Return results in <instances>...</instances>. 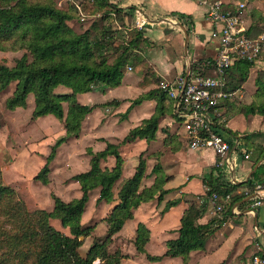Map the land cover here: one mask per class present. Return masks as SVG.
Returning a JSON list of instances; mask_svg holds the SVG:
<instances>
[{
    "label": "trees",
    "instance_id": "obj_1",
    "mask_svg": "<svg viewBox=\"0 0 264 264\" xmlns=\"http://www.w3.org/2000/svg\"><path fill=\"white\" fill-rule=\"evenodd\" d=\"M249 1L247 0V4ZM92 2L96 11H102L101 19L109 21L106 25L93 21L89 27L78 32L69 24L78 13L74 6L60 9L56 7L55 0H0V51L18 54L22 51L13 60V65L0 63V90L14 83L11 95L5 100V107L8 110L25 108L27 97L32 94L34 108L31 119L52 114L63 124L65 130V135L59 137L50 147L45 164L33 177L43 185L49 182V163L54 159L57 148L68 138L79 135L84 117L95 107L119 104V101L113 100L100 105H84L77 101L76 94L91 91L95 86L102 90L119 86L125 66L140 59L132 53L133 50L148 41L144 35V27L137 29L129 26V33L124 31L123 38L126 39L117 45L115 55H108L107 49L112 44L114 35L122 36V31H112L109 26L119 19L122 25L125 19L133 22L135 7L121 8L109 0ZM229 7L230 10H235L234 6ZM179 16L185 18L182 19L184 23L187 17L182 14ZM260 19L263 20L264 17ZM261 20L252 21L246 31L248 36L254 37L262 32ZM186 29L189 33L192 27L188 26ZM251 64L248 61H238L231 67L234 71L228 79L226 76L229 92L234 93L240 88ZM261 78L264 79V73H258L256 77L257 91L249 105H236L232 98L221 102L226 114L233 115L243 111L246 114H264V81ZM150 98L156 100L155 112L129 129L120 142H106L105 148L97 152L86 150L90 156L89 169L70 178L80 185V197L64 201L51 194V211L42 208L29 209L16 190L4 184L0 178V264H122L126 255L118 249L109 251L113 235L133 217L137 206L155 198L160 201L167 193L162 187L166 177L159 165L151 170L155 174L152 185L140 189L146 168V161L141 155L134 174L116 185L121 177L123 163L119 153L120 145L138 138L147 141L154 139L159 118L165 112L163 102L170 99L158 87L131 100L124 115L131 107ZM64 103L67 105L66 110ZM228 133L236 134L232 130H228ZM109 155L115 158V165L111 169H102L100 161ZM250 158L253 165L259 161L261 163L246 182L218 183L212 177L204 181L207 186L205 195L198 197L199 200L191 202L185 209L180 218L178 236L166 241L163 255L152 256L146 252L145 245L150 231L143 223H137L133 240L136 251L144 254L150 262L159 261L163 257H180L186 263L190 251L202 249L208 236L224 220L212 218L203 224L197 222L207 208V197L213 192L220 195L230 194L231 206L254 194L257 184H264V152L254 149ZM238 188L245 191L241 189L236 192ZM94 189H99L97 200L115 202L102 218L106 225L102 236H93L95 224L84 225L81 222L90 193ZM178 202L179 199L168 200L161 213ZM51 219H58L61 226L68 229V234L55 228ZM87 237H91L92 241L85 254H82L80 249Z\"/></svg>",
    "mask_w": 264,
    "mask_h": 264
},
{
    "label": "crops",
    "instance_id": "obj_2",
    "mask_svg": "<svg viewBox=\"0 0 264 264\" xmlns=\"http://www.w3.org/2000/svg\"><path fill=\"white\" fill-rule=\"evenodd\" d=\"M159 1H111L118 4L121 8L134 6L135 9L143 11L142 7H147L150 12L143 15L149 22L155 21L158 25L164 24L161 22L163 18L171 20L172 22L168 23L167 27V30L170 32H164L162 34L163 38L165 37L162 40L166 42V45L159 46V48L148 47L149 51L147 50L146 54L137 48L134 49L133 51L140 58L138 60L139 64L136 65L134 71H132V67L125 66L119 86L105 88L103 90L101 87L95 86L91 91L76 94L77 101L84 105H100L113 100L119 101V104L95 107L82 120L79 135L77 137H70L60 144L54 159L49 163V182L44 185L46 186L45 193L48 195V198H51V201L48 199L37 201L35 199V204L38 203L36 207L42 208V203L46 202L49 207L48 211H51L53 208L51 194H55L64 201L80 197V185L76 181L71 180L74 188L72 194L70 191H65L61 186L58 187L60 189V192H58L56 185H53L55 184V180L58 183L62 179H66L67 177L71 178V176L77 173L87 171L90 167V156L86 153L87 149H90L92 152H97L105 148L106 142L114 144L120 142L129 129L139 125L143 119L149 118L156 110V100L150 98L131 107L129 112L124 115L130 106L131 100L150 90L158 89L162 81L173 80L187 67L188 63L202 58H210L215 55V50L218 45L219 26L214 25L205 18L204 7L199 6L192 0H162L163 4L160 7L162 14H159V17L155 19L158 13H155V5ZM259 1L264 2V0H250V8L255 7L256 2ZM231 2L232 4L234 3L233 0ZM179 14L187 17L184 23L182 21L185 18H181ZM147 17H151V19ZM246 17L248 29L254 19L250 15ZM196 21L202 27L199 31H196ZM175 23H180L184 28L191 26L192 30L188 35H194L193 39H197L198 43L196 41L190 42V38L188 37L187 44L185 45V35L179 26H174L176 25ZM260 26L263 27V31L264 21L263 23L261 22ZM144 35L148 38L147 43L150 44L152 37H148V33ZM233 71L234 69H229V72L226 73L227 79ZM258 73H264V54L257 63L251 64L247 68L245 80L241 83L240 88L234 92L235 98L233 102L236 105L247 106L252 102L254 94L257 91L256 77ZM233 76H236V74H233ZM250 76L253 77V81L247 87L246 82ZM261 79L264 81L263 78ZM135 87L138 88L134 92L136 96L135 94H130ZM125 93H128L129 96ZM32 100L33 104L30 102ZM163 105L165 112L159 118L158 129L154 139L147 141L138 138L132 142H126L120 145L119 153L123 163L121 177L116 185L121 180L129 178L134 174L141 155L146 161V168L144 177L141 180L140 189L152 185L155 174H152L151 170L155 165H159L162 173L166 177L162 187L164 190H167V193L163 195L160 201L155 198L137 206L133 211V217L127 220L122 228L113 235L109 251L113 252L118 249L122 254L126 255L122 259V264H199L205 261V264H249L250 258L257 250V247L260 248V251L264 247L262 237V228L264 225V184L256 185L261 187L258 193L261 195L258 205L254 204L257 200L255 196L256 192L244 198L242 201L233 203L231 206L230 195L229 201L225 204V211H222L223 213H216L208 200L209 196L207 197V208L197 222L203 224L212 218H223L224 220L208 236L202 249L190 251L189 259L186 263L180 257H163L159 261L150 262L144 254L136 251L133 240L136 236L137 223H143L150 231L149 240L145 245L146 252L152 256H161L166 251V241L175 239L178 236L180 218L185 209L191 202L199 200L198 197L205 195L207 186L204 181H208V178L212 177L218 183H243L251 177L261 163L259 161L253 165L250 157L249 159H243L242 156L237 154L234 157L236 160L233 169H227L226 167L217 168L215 166L216 156L212 149L192 150L185 145L184 131L179 132L175 126L179 120L173 114L172 100H166L163 102ZM63 106L66 109L67 105L63 104ZM32 107L34 108V99L33 95L29 94L25 109L30 108V118L26 125L50 120L58 127L62 126L63 134L60 136L56 134L54 136V134H47L44 130L40 129L39 134L34 137L32 135L30 136V134L25 135L20 130L12 134L13 137L11 139L9 138L4 143L0 142V178L4 184L14 188L18 194L23 193V183H31V187L32 183L39 182L34 180L33 177L45 164L50 147L59 137L65 135L63 124L52 114L31 119ZM21 109V107H17L15 110H12L14 113L9 112L6 118L10 120ZM215 122L219 130L227 137L238 138L250 156L254 149L264 152V114H246L243 111L230 115L226 114L225 108L219 105L216 111ZM24 129H27V127ZM228 130H232L236 134H230ZM50 137L52 138L50 139ZM44 140H46V145L49 147L46 152H40L34 146L28 148L29 143L35 142L39 146V142ZM64 145L66 146L65 148ZM22 146L26 148L23 152L20 150ZM4 152L8 154H4ZM33 154L41 156L43 160H40L38 166L28 175L24 165L26 163L25 159L27 156L31 157ZM78 159L82 163L83 168L81 170L76 169L75 166L74 168H70L73 160L76 164V160ZM114 165L115 158L111 155L100 161V167L102 169H111ZM10 169L13 170L10 171L13 175L7 172ZM70 169H73V172L67 174V171ZM50 186L55 190L54 192H51ZM241 189L243 188H238L236 192ZM243 190L245 191V189ZM98 197L99 189H94L90 193L85 212L81 219L84 225L95 224L93 236L104 235L106 225L102 221V218L107 215L115 204V202L107 203L104 200H97ZM24 198L28 201L26 197ZM173 199H179L178 204L161 213L165 203ZM87 209H89V213L93 211L94 214L98 210L103 211L104 215H100L94 221L89 222L93 216L92 213L89 217L86 216ZM57 229L61 230L58 227ZM88 238L90 239V243L87 242ZM91 241L92 238L87 237L84 241L85 246L91 244Z\"/></svg>",
    "mask_w": 264,
    "mask_h": 264
},
{
    "label": "built area",
    "instance_id": "obj_3",
    "mask_svg": "<svg viewBox=\"0 0 264 264\" xmlns=\"http://www.w3.org/2000/svg\"><path fill=\"white\" fill-rule=\"evenodd\" d=\"M192 1L205 8L208 21L219 26L216 53L213 57L188 63L173 80L162 81L159 88L172 100L174 114L183 126L187 148H210L216 156L217 168L233 169L235 155L239 154L243 159H249L250 155L238 138L227 137L219 130L215 122L216 111L221 102L233 96L227 90V71L238 61L257 63L264 54V30L254 37L246 34L247 0H235L233 4L231 0ZM230 4L235 7L234 11L230 10ZM161 22L172 21L162 19ZM145 24L150 22L140 9H135L133 26L142 29ZM260 189L256 186V194ZM229 199L230 194L221 196L216 192L208 197L216 213L224 210ZM259 203L260 199H257L254 204ZM262 237L264 241V225ZM249 264H264V247L261 251L257 247Z\"/></svg>",
    "mask_w": 264,
    "mask_h": 264
},
{
    "label": "rangeland",
    "instance_id": "obj_4",
    "mask_svg": "<svg viewBox=\"0 0 264 264\" xmlns=\"http://www.w3.org/2000/svg\"><path fill=\"white\" fill-rule=\"evenodd\" d=\"M109 1H112V0H109ZM55 2H56V7L60 8V9H67L71 6H74L76 8L78 13L69 22V24L78 32H81L85 28L89 27L93 21L94 22L97 21L100 25H106L107 22L109 21L108 19H106V20L101 19L102 11H99V10L96 11L95 10L92 0H55ZM162 4H163L162 0H160L155 5V13L158 12L155 19L159 17V14H162V11L160 10L161 9L160 7L162 6ZM250 7H251V4L249 1V3L247 4V13H246L248 16L250 15L254 20H258V19L261 20L260 17H264V2L263 1L256 2L255 7H253V8H250ZM142 10H143L142 12L144 15L148 14L150 12V11H148L147 7H142ZM152 13H154V12H152ZM147 18L151 19V17H147ZM263 21H264V19H263ZM263 21L261 20L260 22L263 23ZM162 23H164V24L158 25L155 23V21H151L150 24H145V26L143 28L144 33L145 34L148 33V37H152V41H150V44H148L147 42L141 43L137 48L139 51H141V52L144 51L146 54L148 47H150V48L158 47L159 48V46L166 45V42H163V40H162L165 38V37L163 38L162 34L164 32L168 33L170 31L167 30L168 24H165V22H162ZM129 26H133V22H131V19L129 21H127V19H125L123 25L121 24L120 19H119L109 26V28H111L112 31H114L115 29L122 31V36L120 34L116 35V36L114 35L113 42L109 46V49H107L108 55H115V49H116L117 45H119L120 41L126 39V38H123V36L125 34L124 31H126L127 34L129 33V31L127 30V27H129ZM195 27H196V31H199L202 29V27L198 23V21L195 22ZM262 29H263V27H262ZM160 36H162V37H160ZM193 36L194 35H189L190 42L196 41L198 43V40L197 39L194 40ZM199 40H200V38H199ZM190 46H192V44H190ZM20 53H22V51H20L19 54L0 51V63L11 66V65H13V62H14L13 60L16 58V55H20ZM132 53L137 55V53H135L134 51ZM138 64H139V62L135 60L134 62L128 63L127 65L132 67V71H134L136 65H138ZM252 81H253V77L250 76L246 82V86L248 87L249 85H251ZM13 88H14V83H11L6 89L0 90V142L1 143H4L9 138L11 139V137H13L12 134H14L20 130L22 131L23 134H25V135L30 134V136L32 135L34 137L37 134H39L40 129L44 130V132H46L47 134H49V133L54 134V136H56V134H59L58 136L63 134L62 126L58 127L56 124H54L50 120H45V121H42L40 123L26 125L27 121L30 118V108H27V109L22 108L19 112H17L16 115H14L13 118H10V120H8L6 118L8 116V113L9 112L14 113V111L6 109L5 100L8 96L11 95ZM137 89H138L137 87L133 88V91L130 94L131 95L135 94V96H136V93H134V92L137 91ZM125 94H127V96H129L128 93H125ZM234 98H235V94L233 93L232 99H234ZM30 102L32 103L33 100ZM175 126L178 128L179 132L183 131V126H182L180 121H178L177 124H175ZM25 127H27V129H24ZM51 138L52 137H50V139ZM39 143H40L39 146L35 142L29 143L28 148H32V146H34V147L38 148V150L40 152H46L49 149V147L46 145V140L41 141ZM65 147L66 146L64 145V148ZM20 150H21V152H23L26 150V148L22 146ZM6 153L7 152H4V154H6ZM24 156H27V155H24ZM40 160H43V159L41 158V156L36 155V154H33L31 157H29V156L26 157V159H25L26 163L24 165H25L26 173L28 175L30 174L31 171L34 170V168H36L38 166V164L40 163ZM71 164L72 165L70 166V168H74V166L78 170H81L83 168V165L79 159L76 160V164H75L74 160ZM10 171H13V170L10 169L7 172L12 173ZM71 172H73V169L72 170L70 169L69 171H67V174H70ZM12 175H13V173H12ZM12 179H13V177H12ZM30 185H31V183H23V193H21V194L19 193V196L25 201V203L29 209L38 208V207H36V206H38V203L35 204L36 202H34L35 199L37 201H41L43 199H48L49 201H51V198H48V195H46V193H45L46 186L42 185L39 182L32 183L31 187H30ZM53 185H56V189L58 192H60V189L58 187L61 186L65 191H70L73 194L74 188L72 186V181L68 177L66 179H62L61 182H58V183L55 180V184H53ZM50 190H51V192L55 191L54 189H52L51 186H50ZM24 197H26L29 202L27 200H25ZM44 208L47 211L49 210L48 204L46 202L42 203V209H44ZM91 213H92L93 217L89 222L94 221L96 219V217H98L100 215H104V212L99 211V210L95 214L93 211L89 213V209H87V212H86L87 215L86 214L85 215L87 217H89V215ZM51 224L54 227L56 225L59 229H61L60 231H62L65 234H68V229L62 227L60 224V221L58 219H51ZM103 233H104V231H103ZM87 242L90 243L89 238L87 239ZM85 245L86 244L83 243V245L80 249V252L82 254H85V252H86V250L90 244L87 246H85ZM205 263H206V261L203 263H199V264H205Z\"/></svg>",
    "mask_w": 264,
    "mask_h": 264
},
{
    "label": "water",
    "instance_id": "obj_5",
    "mask_svg": "<svg viewBox=\"0 0 264 264\" xmlns=\"http://www.w3.org/2000/svg\"><path fill=\"white\" fill-rule=\"evenodd\" d=\"M163 20H165V19H163ZM175 24L176 25H174V26H179L182 29V31H183V33L185 35V45H186L187 44V41H188V37H189L187 29L184 28L183 25H181L180 23H175ZM256 196H260V195L259 194H256Z\"/></svg>",
    "mask_w": 264,
    "mask_h": 264
}]
</instances>
